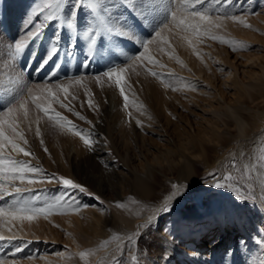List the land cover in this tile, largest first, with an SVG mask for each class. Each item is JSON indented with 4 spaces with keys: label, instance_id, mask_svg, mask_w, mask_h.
<instances>
[{
    "label": "rangeland",
    "instance_id": "1",
    "mask_svg": "<svg viewBox=\"0 0 264 264\" xmlns=\"http://www.w3.org/2000/svg\"><path fill=\"white\" fill-rule=\"evenodd\" d=\"M42 2L0 0V112L15 103L23 87L66 84L82 77L81 85L70 89L77 97L71 101L74 111L59 104L52 108L90 134L94 150L86 149L60 121H50L32 108L39 123L35 119L30 127L21 123L27 144L18 141L32 156L9 146L0 155L25 161L49 176L72 179L100 199L78 191H72L69 199V190L58 182L31 185L22 197L36 206H54V214L13 222L15 239L7 238L8 226L0 223L6 237L0 241V264H264V88L247 94L238 85L239 77L258 83V67L243 64L264 55V0H205L198 5L196 10H209L213 19L217 12L234 14L250 27L231 19L217 21L221 25L215 29L217 39L205 37L195 44V51L182 33L166 29L163 35L169 47L149 48L158 65L146 57L124 72L127 104L114 79L97 81L95 76L127 68L131 58L142 52V43L167 21V9L155 0H137L134 9L119 0H102L101 15L107 18L111 13V19L121 21L132 37L101 33L89 54L86 33L96 29L98 21L88 7H81L76 14L78 34L59 29L53 21L14 61L8 46L24 36L31 10ZM75 4L76 0H68L65 18L72 15ZM39 19L44 22L42 16ZM57 38L59 51L49 60ZM196 68L209 83L195 77ZM60 99L69 102L63 93ZM89 101L95 107L90 108ZM239 117L246 121L244 138ZM258 136L261 141L256 143ZM210 173L221 182L231 174L232 180L217 189ZM237 184L245 201L238 200L228 186ZM169 195L174 197L160 208V215L148 219ZM12 199L5 197L0 206ZM165 206L171 210L163 212ZM145 216L137 228L135 223ZM190 223L201 226L196 238L188 231ZM237 224L244 230H238ZM129 237L138 242H129ZM218 238L221 241L210 248Z\"/></svg>",
    "mask_w": 264,
    "mask_h": 264
},
{
    "label": "snow or ice",
    "instance_id": "2",
    "mask_svg": "<svg viewBox=\"0 0 264 264\" xmlns=\"http://www.w3.org/2000/svg\"><path fill=\"white\" fill-rule=\"evenodd\" d=\"M155 2L163 5L167 9L168 19L155 31L153 38L142 43V52L138 56L131 58L127 68L121 67L118 69H112L102 75L95 76L97 81H100L103 78H107L108 81L114 79V86L119 89V94L124 98L126 104L128 96L125 95V90L128 85L125 83L124 72L132 69L137 62L144 61L146 57L147 61L153 66L158 65V61L148 54L149 48L154 45L158 50H162L161 45H163V47H169L168 41L164 39L163 35L166 29H176L179 33H182V38L186 39L189 46L193 47V50L195 51V44L201 42L205 37L217 39L215 29L221 26L217 21L231 19L234 22L243 24L245 27H250L245 24L242 18H238L234 14L222 15L217 12L215 13V19H213V14L210 13L209 10H196L197 6L203 4L205 0H155ZM213 2H216V0H213ZM223 2L225 3V0H223ZM67 3L68 0H43L42 3L33 7L25 23L26 31L24 36L18 39L13 45L8 46L7 50L14 61L23 55L25 49L32 41L42 36L46 25L53 21L58 24L59 29H67L73 34H78L79 30L76 23V14L81 7H88L98 21L97 28L86 33L88 37L87 47L89 54L93 52L98 38L102 36L101 33L105 36L116 35L129 38L132 37V33L122 27L121 21L111 19V13H109L107 18L101 15L102 0H76V4L73 6L72 15L65 18L63 11ZM119 4L134 9L137 7V0H119ZM104 10L107 11V8ZM41 16L44 22H40L39 18ZM93 32L95 34H93ZM58 43L59 39L57 38L50 46L49 60L59 51V48L57 47ZM233 50H235L234 45ZM159 66L163 67V65ZM150 74L161 80L164 79L160 73L151 72ZM81 79L82 77L75 79V81L68 79L66 84L44 83L21 88L18 91L20 95L17 97L15 103L0 112V153L3 152L5 146H9L18 154L27 157L32 156L30 151L25 147H21L20 143H18V141H21L25 145L27 144V140L24 138L23 131L20 128L21 123L28 124L29 127L31 126L33 119H35L36 123H39L40 117L36 116L33 118L32 108H34L37 113H43V115L50 121H60L65 127L72 131L73 135L79 136L86 149L93 151L94 140L91 138V135H86L82 130L78 129L75 124L67 121L66 118L62 117L52 108L53 104H59L60 107L65 108L68 111H74L71 106V101L75 100L77 97L75 92L70 93V89L74 87V84L81 85ZM60 93L64 94V98L69 101L68 103H64V101L60 99ZM89 107H95L91 101H89ZM76 115L81 120L85 119L83 116H80L79 113H76ZM5 130L8 131V136L5 135ZM36 134L38 136L40 135L39 129H37ZM41 143H43V141H41ZM45 151H47V149H45ZM232 166H236L235 161L232 162ZM210 176L216 181L212 186L217 189L225 188L226 182L232 180L231 174L225 175L222 178L224 182L217 179L215 173H210ZM17 181H19L18 184L16 183ZM45 182L60 183L64 188L69 190V199H71L72 191H78L93 196L97 200L100 199L98 196H95L94 193L89 192L85 185L77 183L72 179L57 177L55 175L49 176L44 174L42 169L34 167L25 161H19L11 157L0 155V201L5 200V197L7 196H13L11 201L0 206V223L8 226V231L11 233V235L7 237L8 239H15L17 235L11 228L13 222L24 220L31 221L34 217L54 214L51 211L54 206H36L31 200L22 197L23 193L31 191V185ZM228 186L230 190L235 193L238 200L245 201L246 197L240 191L241 186L238 184ZM66 202L67 201H65V203ZM116 206L122 207L119 203H117ZM78 208L79 206L73 209V211H78ZM170 210L171 208L168 206H165L162 209L163 212H168ZM5 239L6 237L0 232V241ZM129 242H138V238L136 241H133V238L129 237ZM85 255H88V253H81L82 257Z\"/></svg>",
    "mask_w": 264,
    "mask_h": 264
},
{
    "label": "bare ground",
    "instance_id": "3",
    "mask_svg": "<svg viewBox=\"0 0 264 264\" xmlns=\"http://www.w3.org/2000/svg\"><path fill=\"white\" fill-rule=\"evenodd\" d=\"M263 24H264V21H263V23H262V26H263ZM263 44V49H264V42H262ZM244 66H247V65H252V66H256V67H258V69H259V71L258 72H256V76H255V78H256V82H258L257 84H255V85H253V84H250V83H247V82H245L241 77H239L238 79H239V83H238V85H240V87H242L243 88V90H245L246 92H247V94H249L250 93V89L251 90H253V89H255V88H264V84L261 82V80H263L264 79V55H255L254 57H252L251 59H250V62L248 61V62H246V63H244L243 64ZM211 70V69H210ZM193 72H195L196 71V73H194L196 76V78L197 79H199L200 81H207L208 82V80H207V77L206 76H204V72L201 70V68H196L195 70L193 69L192 70ZM235 72V73H234ZM234 74H236V69H234ZM231 75V74H230ZM231 78V77H230ZM229 79V78H228ZM209 83V82H208ZM218 97L220 98V99H222L223 98V96L222 95H218ZM237 119H239V123H238V126H239V131H240V135H241V138L245 135V130H246V121H244L242 118H237ZM240 138V139H241ZM244 138V137H243ZM241 141V140H240ZM261 141V137L260 136H258L257 137V140H256V143H259ZM239 142V141H238ZM242 142V141H241ZM239 144V143H238ZM237 144V145H238ZM253 147H257V144L255 145V146H253ZM234 152V151H233ZM227 158V156H224V157H222V158H220L219 159V162H220V164H221V161H223V160H225ZM223 164V163H222ZM252 170H253V172H254V174H255V179H256V183H257V185H259L260 184V180H259V178H258V169H256V165H255V163L254 162H252ZM222 166V165H221ZM220 168V167H219ZM255 182V181H254ZM173 195H169L168 197H166V199L165 200H163L162 201V203L157 207V209L155 210V212L154 213H152V215H150L149 217L148 216H145V217H143L142 219H140V220H137V222L135 223V226H137V228H139V226L146 220V218L148 217V219L149 218H153V217H156V216H159L160 215V213H161V207L162 206H164V204L166 203V202H170L172 199H173ZM167 204V203H166ZM222 220V219H221ZM175 222V221H174ZM174 222L173 223H171V226L173 227V225L172 224H174ZM177 223V222H176ZM221 224V226H223V227H225L224 225H223V222H221L220 223ZM238 226H239V228H238V230H244L243 229V227L240 225V224H237ZM176 228V227H175ZM237 228V227H236ZM192 231L193 232V234L195 235V238L196 237H198V234L199 233H201L202 231H201V226H199V225H193V224H189V228H188V231ZM225 230V229H224ZM224 230H222L221 232H220V234L221 233H223V231ZM222 236V235H221ZM221 240L218 238V239H216L215 241H213L212 243H210L208 246L210 247V248H212L214 245L216 246V244H218L219 242H220ZM188 247H192L191 245H188ZM109 249H107V250H105V252H107ZM104 252V253H105ZM109 252V251H108ZM104 253H102V255L101 254H99V255H97V256H95L94 258H93V263H97V262H99V260H100V256H103V254ZM174 256V255H173ZM182 256V258H184L183 257V255H181ZM186 258V257H185ZM184 260V259H183ZM182 260V261H183Z\"/></svg>",
    "mask_w": 264,
    "mask_h": 264
}]
</instances>
